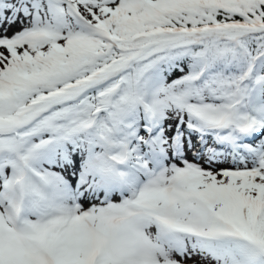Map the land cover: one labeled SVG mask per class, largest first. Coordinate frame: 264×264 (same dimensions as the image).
Returning a JSON list of instances; mask_svg holds the SVG:
<instances>
[{"label": "snow or ice", "instance_id": "snow-or-ice-1", "mask_svg": "<svg viewBox=\"0 0 264 264\" xmlns=\"http://www.w3.org/2000/svg\"><path fill=\"white\" fill-rule=\"evenodd\" d=\"M0 264H264V0H0Z\"/></svg>", "mask_w": 264, "mask_h": 264}]
</instances>
